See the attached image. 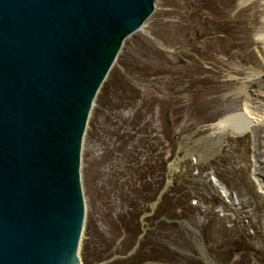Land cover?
Masks as SVG:
<instances>
[{
	"label": "rangeland",
	"instance_id": "rangeland-1",
	"mask_svg": "<svg viewBox=\"0 0 264 264\" xmlns=\"http://www.w3.org/2000/svg\"><path fill=\"white\" fill-rule=\"evenodd\" d=\"M156 3L126 39L86 131L80 256L84 264H264V120L218 130L242 109L249 76L236 72L240 59L264 65L262 45L243 42L255 38L248 26L263 22V3ZM192 145L209 155L201 160Z\"/></svg>",
	"mask_w": 264,
	"mask_h": 264
},
{
	"label": "water",
	"instance_id": "water-1",
	"mask_svg": "<svg viewBox=\"0 0 264 264\" xmlns=\"http://www.w3.org/2000/svg\"><path fill=\"white\" fill-rule=\"evenodd\" d=\"M156 0H0V264H82L88 120Z\"/></svg>",
	"mask_w": 264,
	"mask_h": 264
},
{
	"label": "bare ground",
	"instance_id": "bare-ground-1",
	"mask_svg": "<svg viewBox=\"0 0 264 264\" xmlns=\"http://www.w3.org/2000/svg\"><path fill=\"white\" fill-rule=\"evenodd\" d=\"M157 1L158 0H156V2ZM257 1H261L263 3L262 6L264 7V0H242V3L244 4V6H243L244 10L245 9L248 10L251 7H256V5H258ZM156 2H155V10L153 11L152 15L157 10V7H156L157 3ZM263 12H264V9H263ZM152 15L150 17H148V20L151 19ZM253 19L250 21L251 24H249V26H248L250 28H248V29L251 30L253 28L252 27L253 25L257 26L256 29L254 28L255 29V34H254L255 38L248 39V40L245 39L243 42H245V44L247 46H249V44H253V43H257V44L260 43L262 45V47H260L259 51H260V54L264 56V20H263V22H261V24H257L255 17ZM148 20L143 22V25L139 26V28H138L139 30L136 32L143 30L144 25L148 22ZM135 33L131 34L130 36L134 35ZM126 39L127 38H125V40ZM123 47H124V44L122 46V49H123ZM122 49L118 53L117 57L115 58L114 63L112 65V67L110 68V72L114 68V65L117 63L118 58L121 56L120 54L122 52ZM249 60L246 57L241 58L239 61L241 63V66H240V64H237L239 67H235L236 72L242 73V72L246 71V72H248L249 77L247 79L248 82H245L243 84V86L239 87V91L242 93V96H243V104H242L241 111H236L235 114H231L230 119L227 118V119H223L222 121L218 122V128L219 129L218 128L217 129L220 131V133L222 135L224 134L225 129L227 130L228 127H230V126L233 127V124L237 120L245 121L246 122L245 128L250 127L253 120H254L253 122H256V123H257V121L264 120V65H261V66H258V65L255 66L254 65V66L249 67L248 66ZM226 64H228L230 67H231V65H234L233 62L229 61V60H228V62H226ZM110 72L107 75L103 85L106 84V80H108ZM102 86H101V88H102ZM96 101H97V99H96ZM92 115H93V110L91 111V113L88 117L89 118V120L87 122L88 125L90 124V119L92 118L91 117ZM85 136H84V140L82 142L83 146L85 143L84 141L86 139ZM192 146H193V148L191 149L192 153L194 155H196V157L201 158V160H202L203 156H205L206 154H207V156L209 155L206 152V150L202 149L201 146L200 147H198V145H192ZM82 148H84V147H82ZM82 152H83V150H82ZM82 159H83V157H82ZM81 167H82V165H81ZM81 170H82V168H81ZM81 177H82V174H81ZM82 184H83V182H82ZM85 206H86V204H85ZM86 213H87V211H86ZM85 220H86V218H85ZM84 228H85V226H84ZM84 228L82 230L83 233H84ZM83 233H82V239H83ZM82 239L80 240L81 242L79 244V246H80L79 251L81 248V244L83 242ZM129 255L130 254L128 253V255H125V257H127ZM79 256H80V252H79ZM80 258L82 260L81 256H80ZM126 259H128V258H126ZM82 264H84V260H82Z\"/></svg>",
	"mask_w": 264,
	"mask_h": 264
},
{
	"label": "flooded vegetation",
	"instance_id": "flooded-vegetation-1",
	"mask_svg": "<svg viewBox=\"0 0 264 264\" xmlns=\"http://www.w3.org/2000/svg\"><path fill=\"white\" fill-rule=\"evenodd\" d=\"M155 220H156V219H155ZM157 220H158V219H157ZM157 220H156V221H157ZM156 221H155V222H156ZM152 255H153V254H152ZM129 256H132V255H129ZM129 256H127V257H129ZM127 257H126V258H127Z\"/></svg>",
	"mask_w": 264,
	"mask_h": 264
}]
</instances>
